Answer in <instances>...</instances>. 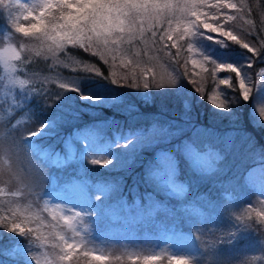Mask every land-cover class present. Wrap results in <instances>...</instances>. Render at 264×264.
Here are the masks:
<instances>
[{
    "label": "trees",
    "instance_id": "1",
    "mask_svg": "<svg viewBox=\"0 0 264 264\" xmlns=\"http://www.w3.org/2000/svg\"><path fill=\"white\" fill-rule=\"evenodd\" d=\"M232 2L237 4L238 9L243 8L245 11L228 10L237 19L225 22L224 27L233 32L239 43L226 38V45L220 48L219 42L215 41L213 53L216 58L225 53L231 57L243 56L242 59L248 61L247 69L254 78L258 70L264 67V0ZM229 25L232 27L229 28ZM155 33L157 38H153L150 43V55L143 47L147 52L142 53L140 49V56L129 55L132 56V61H124L118 56L113 60V56L105 53L93 55V51H85L73 45L57 53L55 58L21 53V61L15 63L17 73L27 83L21 89H16L11 98L2 92L4 80L0 78V223L3 218L12 220L14 216L20 215L6 213L1 202L8 192H13L12 188L6 191L5 185L14 175V183L20 187L23 195L28 197L32 194L36 198L31 203L36 210L35 203H42L53 187L82 176H86L91 184L110 183L115 186V193L124 195L131 203L135 198L141 203L146 202L142 194L154 191L145 173L146 165L154 158L155 146L141 148L129 164L111 171L91 164L89 156L97 158L100 150L91 149L82 153L78 146L75 147L74 161L67 166L57 167L49 159L45 160L39 153L27 148L25 142L27 143L28 138L21 141L23 145L17 148L18 156L13 160L14 156L3 148L10 138L23 137L25 133L46 123L50 125L46 130L50 136L41 138V142L51 144L58 139L55 144L61 148L63 138L88 125H105L108 130L120 129L122 134L136 133L156 126L157 129H167V132L178 134L175 140L165 145L160 144L171 152L176 150L174 144L178 140L193 139L196 136H207L225 143L228 150L220 162V171L214 176L200 177L193 173L181 155L176 153L181 162V172L177 179L190 185L183 200L164 191L153 192L154 203L173 210L188 201H196L198 197H206L211 202V213L208 212L205 217L191 211L181 213L177 216L174 231H160L167 223L162 214L151 221L141 220L138 216L125 224L103 217L94 219L95 226H92L90 234L85 237L91 239L94 246H114V256L120 251L117 246L124 244L142 245L141 248L150 246L149 251L157 247L161 253L156 256L161 259L153 264H169L170 259L164 251L181 236H187L189 243L185 248L187 254H184L186 264H193V258L194 264H264V243L261 242L264 240V209L244 180L246 170L264 161V122H254L249 111L255 89H251V97L245 100L239 86L231 80L226 86L227 111L214 110L209 97L213 81L216 80L213 79L212 69L209 68L205 76L209 82L201 83L203 80L198 81L188 62L187 39H178L172 35L171 40L165 37L160 41L158 37L162 34ZM19 36L10 26L7 10L0 9V40L7 38L16 41ZM244 43L255 47L260 51L259 55L243 47ZM85 66L98 69L99 74L86 72ZM235 77L233 73V78ZM73 80L79 91L59 87L63 81L71 83ZM113 80L116 83H112ZM146 81H150L152 85L159 83L162 87L152 86L145 90L142 85ZM130 82L138 83L141 87H127ZM253 85L255 86L252 81L251 86ZM57 93L60 94L58 100ZM101 93L118 97L119 101L110 106L96 105L84 100L81 95L98 97ZM186 104L189 105L187 111ZM164 123H167V128ZM16 143L19 145L18 139ZM34 167H41L44 172L41 177L37 175V184L41 189L33 193L29 187L23 189L21 186L27 185V181L31 183L28 177ZM49 214L51 216V212ZM237 217L241 219L237 220ZM21 218L23 229L33 231V227L25 224V219ZM16 223L22 227L17 219ZM31 231L24 236L0 228V249L22 246L25 253L31 249L41 252L43 245L40 240H46L48 234L45 235L42 231L45 235L43 238L40 233ZM229 231L235 234L226 238V242L217 244ZM161 232L169 233V238H161ZM144 250L121 264H145L144 257L148 253L144 254ZM108 256L114 257L112 253ZM82 258V264H93L92 261L86 262L90 256L82 254ZM72 261L68 264H77ZM40 264H43L41 260Z\"/></svg>",
    "mask_w": 264,
    "mask_h": 264
},
{
    "label": "rangeland",
    "instance_id": "2",
    "mask_svg": "<svg viewBox=\"0 0 264 264\" xmlns=\"http://www.w3.org/2000/svg\"><path fill=\"white\" fill-rule=\"evenodd\" d=\"M12 7H11V14L9 10H7L8 13V20L10 22V26L15 29V27L12 25V18L13 16H22L25 14V9L21 7H17L16 5L22 4L31 6L34 3H41L42 0H10ZM160 3L169 2L173 5L176 4H182L184 3V0H159ZM214 2V0H213ZM39 9H33L32 15L37 16L39 13ZM203 11H208V9H203ZM46 19L51 16V13L45 14ZM144 20L143 24H141L139 21H137V24L133 26V31L136 33L135 38L131 41L129 44L127 41H125L122 44H118L115 49H113V46L111 44L108 45L107 49L101 48L99 50L93 49L92 51H99V53L108 54V55H115L120 57L124 61H132V56H129L131 54H134V56H140L141 52L140 49H142L143 52H147L145 49L148 50V54L150 55V43L153 42V37L151 33L154 32H160L163 34L165 31L168 30V20L169 15L167 13L162 14V16L157 17L154 21L147 20L146 18H141ZM203 19V17H201ZM31 22H38L34 20L30 21H23L21 20L20 23L23 24L26 27H30ZM154 25V26H153ZM173 28H182L184 26V21L181 20V13L177 11L176 13V19L172 20ZM126 32H127V25ZM143 29L141 32L140 29ZM20 35L17 40H11V39H1L0 41V50H3L7 48L10 44L15 46L21 53L26 52L28 55L32 54L35 57V52L32 51L33 48H35L38 44H40L39 41L35 39H30L29 37H24L21 33H17ZM35 35V33H34ZM175 38H177L178 33L176 31H173V34ZM208 35L206 33H197L196 36L192 37L191 35H187L184 38L187 39V52H188V62L191 66V70L196 75V78L198 81L201 79L203 82L201 83H208L209 81L206 79V72L209 68L212 69L213 79L216 80L213 81V84L211 86V89L209 91V97L210 101L212 103V108L216 111L226 112V109L217 108V104H226L227 100V85H221L219 83L222 79H228L229 82L232 80L237 86H239V78L235 77L233 78V73L228 69H214V66L211 65L209 62H205L203 60L202 56H206L209 58L210 62H215L216 64H231L235 67H237L240 70L241 76L245 79L246 86L249 90V97L251 94V89H255V95L252 99L249 111L251 118L254 122H264V116L260 115V108L264 107V67H262L258 72L255 74V77H251V73L248 71V61L242 59L243 56H235L231 57L230 55L215 57L214 52V45L215 41L219 42L220 48L226 45V38L220 37L218 34H212L215 35L216 39H209ZM183 38V39H184ZM192 41L193 47L189 51L188 48V42ZM211 42L213 43L211 45ZM72 44H66L65 48L70 46ZM145 47V49L143 48ZM132 51V53H130ZM138 54V55H137ZM202 55V56H201ZM41 56H52L51 54L41 55ZM195 62V63H194ZM0 71L1 76L0 78L4 80V87H0V90L2 89V92L5 94H8L9 97H14V94L16 92V89H21L22 86L19 83V81L26 79H23L18 73H17V67L15 60L11 61L7 66L5 63L0 60ZM235 74V73H234ZM236 76V75H235ZM171 78V76L169 75ZM0 79V80H1ZM255 79V80H253ZM253 83L255 86H251ZM64 83H67V81H63ZM240 91V90H239ZM241 96L243 97L242 91H240ZM253 94V90H252ZM85 96V95H83ZM89 95L87 94L88 97ZM90 97H94L91 95ZM96 99H86L84 100L99 105H112L117 103L119 100L118 97H113L110 95H106L104 93H101L98 97H94ZM187 104L189 102H186ZM164 127L167 128V123H164ZM50 127L48 125L47 128H45L39 136H33L31 138H28L27 143L25 142V146L29 148L30 150L33 149L35 152L39 153V155L52 163L53 158L55 157L56 153H61L62 156L67 157L68 153L65 148L66 142H72L73 147L75 149L76 146L79 147V149L82 151V153H87L91 149H98L100 150V154H97V158H108L112 161L110 165H108L106 168L108 170H117L118 168H121L127 164H129L135 157V154L143 147H156L154 158L151 162H149L146 165V173L145 177L150 184L151 188H154V191H164L166 194L172 195L176 197L174 194L171 193V190L166 186L164 181L166 180L165 177H154L153 172L159 167L156 163L157 155L161 152H171L169 149H166L165 144L167 142L175 140L177 138L178 134L172 133V132H166L162 135L154 134L152 136H149L150 130L153 128H147L137 131L136 133H127L122 134V131L119 129H110L108 130L105 125H102L100 127H96L93 125H88L86 127H83L79 130H75L71 136L63 138L62 141V147L59 148L56 146L58 143V139L53 141L54 143L51 144H44L41 141L43 137H46L49 135V132H46V130ZM35 131V130H34ZM45 131V132H44ZM175 132V131H173ZM88 133H95V136H89ZM137 134H140L144 139L138 140ZM44 135V136H43ZM50 136V135H49ZM198 140L200 143L204 145H211L215 149L219 150L223 157L226 156V152L228 148L226 145H224V142L215 141L214 139L207 137V136H196V138H193ZM193 139H181L178 140L174 145L175 148L177 145L183 144L185 141L193 140ZM56 143V144H55ZM117 144L119 146H117ZM160 144H164L163 146H160ZM116 145V146H115ZM124 145H127V147H124ZM160 146V147H159ZM92 154V153H91ZM93 155V154H92ZM17 156L13 157V160L17 159ZM181 158H183L181 156ZM53 164V163H52ZM54 165V164H53ZM56 166V165H55ZM220 167V165H219ZM261 168H264V161L259 162L246 170L245 176L248 174V172L252 170H256L259 172ZM43 169L40 167V169H36L34 167L29 174H31L28 178L31 181H27V185H22L21 187L24 189L25 187H29L33 193L37 189H41L40 185L37 184V175L38 177H41L43 175ZM13 175V174H11ZM10 175V176H11ZM216 175V174H215ZM9 176V177H10ZM214 176V175H211ZM4 178V177H3ZM8 178V177H7ZM16 176L14 175L10 182H7L5 185L6 191L9 190V188L13 189L12 193L8 192L7 196H4L1 200L2 204L4 205V209L6 213H11L13 216L16 214L18 215V221L22 225L21 228H23L24 223L22 224V218L25 219V224L33 227V233H40V235L45 238V235L48 234L47 239L40 240V243H42L43 246H41V252H38L40 254V260L43 264H68L71 260L72 262H76L77 264H82L83 258L82 254L86 250L83 247H77L76 251L72 254L70 259H65L63 261L59 260L60 255H62L61 252V246H57L60 244L59 241V235H66L70 238V242H79L80 237H84L86 240H91L89 238H86L88 234H90V230L95 226L94 219L98 218H110L114 222H122V224H125L126 222H129L132 218H137L138 215L136 214V203L139 201L138 198H135V201L128 202L126 200V197L124 195H118L114 192L113 187L111 191L105 193V189L97 187L98 184H91L88 181H85V188L87 195L81 196L79 193L73 191V184L79 179L75 178V180H70L66 182L65 184H59L52 188L51 191L45 195L44 199L41 201L42 203L37 204L35 203V206L37 207V210L34 206L31 205L32 200H36V198H33L34 196L32 194H29L28 197L23 193L19 186H17L15 181ZM113 182V181H110ZM110 185L108 183L105 186ZM248 189L250 190L253 195H255L257 198V201L261 203V207L264 209V189H261L259 187H252L247 184ZM153 192H146L143 193V198L147 202H153ZM99 196L100 199H96V197ZM45 204V205H44ZM127 205V206H125ZM71 210V211H70ZM211 206H207L206 208L202 209L204 211V215H200L202 217H205L206 214L211 213ZM51 212V216L50 213ZM74 212H81V215L83 217L82 222L81 219L74 216ZM84 213H91V215H84ZM55 219H53V217ZM199 215V214H198ZM93 226V227H92ZM76 228V230L80 233V236H76L74 232H72V228ZM43 232H45V235H43ZM32 233V234H33ZM169 233L161 232V238H169ZM180 238V237H179ZM162 240V239H161ZM187 236H181L180 239L177 238V240H174L173 244H170L166 247V250L164 251L166 255H168L169 259L172 257H185L186 258V251L185 248L187 247L188 243ZM155 244V241L153 242ZM120 251L115 253L114 256V246L111 245H97L94 246L93 244L88 245V249L90 252H94L99 255H105L108 257V260L104 262V264H121V262H124V260L128 258H132L134 256H137L140 252L144 250V254L153 256H156L159 253L160 250L155 247L151 251H149L150 246H145V248H141L142 245H120L117 246ZM156 250V251H155ZM112 253L114 257L110 258L108 254ZM186 253V254H185ZM185 254V255H184ZM189 254V251H188ZM91 258V255H89ZM88 259V261H92L93 264H101V262L94 261L92 258ZM187 259V258H186ZM125 260V261H126ZM22 264H34L35 261L32 259L31 255H26L21 260ZM173 264L175 262H178V260H172ZM180 262V261H179ZM88 264H90L88 262Z\"/></svg>",
    "mask_w": 264,
    "mask_h": 264
},
{
    "label": "snow or ice",
    "instance_id": "3",
    "mask_svg": "<svg viewBox=\"0 0 264 264\" xmlns=\"http://www.w3.org/2000/svg\"><path fill=\"white\" fill-rule=\"evenodd\" d=\"M17 7L25 9V14L22 16H13L12 25L15 27L17 33H21L24 37L35 39L40 42L32 51L36 56L51 54L54 58L57 53L65 51L66 44H72L75 47L84 49L85 51H92L93 49H107L111 44L113 49L118 44H122L127 41L129 44L135 38L136 33L133 31V26L139 21L143 24L146 18L147 20L154 21L157 17L167 13L169 15L168 30L158 37L160 41H163L165 37L168 40L172 39L173 31L178 33L177 38L181 39L187 35L192 37L197 33H206L209 39H216L217 37L212 34H218L220 37L231 39L234 42L239 43L236 36L233 35L231 30L225 29L224 25L227 21H235L237 16L230 14L228 10L245 11L243 8L238 9L237 4L232 0H184L182 4L173 5L169 2L160 3L159 0H42L41 3H34L31 6L18 4ZM12 4L10 0H0V9H7L11 14ZM33 9H39L37 16L32 15ZM208 9V11H203ZM181 13V20L184 21L182 28H173L172 20L176 19V13ZM51 13V16L46 19L45 14ZM203 17V19H201ZM38 21L31 22L30 27H26L20 23V21ZM127 25V32L126 27ZM154 26V25H153ZM232 26L229 25V28ZM142 32L143 29L141 28ZM35 33V35H34ZM154 39L157 38L155 32L151 33ZM192 41L188 42L189 51L193 47ZM248 48L254 54L259 55V52L255 47H250L249 43L242 45ZM93 55H98L99 51H93ZM138 55V54H137ZM202 56V55H201ZM205 62L211 63L214 69H228L232 73H235L239 78V90L243 93V99H249V90L246 86L245 79L241 76L240 70L231 64H216L210 62L209 58L202 56ZM21 52L13 45H9L7 48L0 50V60H2L7 66L11 61H21ZM116 59L115 55L112 57ZM106 63L108 61H105ZM195 63V62H194ZM67 66V65H66ZM86 72H96L98 69L94 67L85 66ZM75 71V69H74ZM21 85L27 83V81H19ZM112 83H116L115 80ZM221 85H229L228 79H222L219 81ZM127 87L140 88L138 83H128ZM162 87L159 83L152 85L150 81L143 83V89H149L150 87ZM61 89L76 90L75 80L71 83H60ZM199 90V89H198ZM86 99H96L94 97H85ZM227 98V97H226ZM56 99H60V94H56ZM217 108L226 109L227 104H217ZM186 111L189 109V105H185ZM260 115L264 116V107L260 108ZM48 127V124L42 123L36 127L35 131H29L24 134L23 137H12L3 146L4 149L9 151L13 156L17 155V148L23 145L21 141L24 138H31L33 136H39L40 133ZM167 132V129H157L153 127L149 132V136L154 134L162 135ZM89 136H95V133H88ZM138 140L144 138L137 134ZM19 140V145L16 143ZM127 147V145H124ZM65 148L67 150V157L62 156L61 153H56L52 160V163L57 167H63L71 164L75 159V149L72 142H66ZM179 153L187 166L191 171L200 177H207L215 175L220 171V162L223 160V154L212 147L211 145H204L198 140L193 139L185 141L181 145H177L174 152H161L157 155L156 163L159 166L154 172L153 176L160 178L165 177L164 183L171 190V193L176 196L177 199L183 200L186 194L189 192L190 185L188 182H180L177 178L181 172V162L177 159L176 153ZM89 160L93 165H100L107 167L112 163L108 158H94L91 155ZM245 182L252 187H259L264 189V168H261L259 172L255 169L248 172L244 177ZM85 181L86 176L80 177L73 184V191L79 193L81 196H86ZM97 187L105 189V193L112 190L113 185L98 184ZM96 199H100L99 196ZM127 206V205H125ZM207 206H211V202L206 197H198L196 201H188L186 204H182L179 208L173 210L167 208L165 205L153 202L136 203V214L141 220H154L161 216L167 221L165 226L160 231L175 230L177 216L181 213L191 211L192 213L204 215L202 209ZM128 207V206H127ZM71 211V210H70ZM84 215H91V213H84ZM74 216L81 219V212H74ZM15 217L12 220L3 218V222L0 223V228L7 229L9 232L18 233L20 235H29L31 230L25 231L16 223ZM55 219V217H53ZM241 217H237L240 220ZM249 227V226H248ZM76 236H80V233L76 228L71 229ZM235 233L229 231L226 237L217 241V244L226 242V238L233 236ZM264 235V233H262ZM60 244L62 245L59 260L70 259L72 254L76 251L77 247H83L86 249L83 252L85 257L91 255L94 261L104 264L108 260L105 255H99L94 252H90L88 245L90 240H86L84 237H80L79 242H70V238L66 235H59ZM264 243V240L261 241ZM211 252V251H209ZM26 255L25 249L22 246L9 247L8 249H0V264H21V260ZM27 255H31L35 264H40V254L35 249H31L27 252ZM262 257H259L261 259ZM159 256H145V264H153L154 261L160 260ZM257 259V258H253ZM172 260H178L181 264H186V258L172 257L169 260V264H172ZM194 264V258H193Z\"/></svg>",
    "mask_w": 264,
    "mask_h": 264
}]
</instances>
